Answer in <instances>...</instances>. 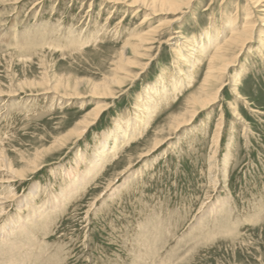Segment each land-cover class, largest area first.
I'll list each match as a JSON object with an SVG mask.
<instances>
[{
	"label": "rangeland",
	"instance_id": "1",
	"mask_svg": "<svg viewBox=\"0 0 264 264\" xmlns=\"http://www.w3.org/2000/svg\"><path fill=\"white\" fill-rule=\"evenodd\" d=\"M127 3L0 0V264H264V16L215 80L213 95L225 83L216 103L176 131L212 47L253 5L196 0L149 16ZM150 29L149 54L112 94L84 85L66 98L77 82L107 85L123 44ZM175 31L198 50L193 72ZM118 126L114 155L94 163Z\"/></svg>",
	"mask_w": 264,
	"mask_h": 264
},
{
	"label": "bare ground",
	"instance_id": "2",
	"mask_svg": "<svg viewBox=\"0 0 264 264\" xmlns=\"http://www.w3.org/2000/svg\"><path fill=\"white\" fill-rule=\"evenodd\" d=\"M111 1H113L114 4L123 3V2L127 3L128 2L127 4L129 6L139 4V7H142L145 9L148 7L149 8V9H147L148 15L151 16V15H156L160 12L177 14L179 12L188 11L189 9L192 8V4L196 0H111ZM250 2L252 3L253 7H251L250 9L249 8L246 9V11H248V13L246 15L245 21L242 24V29L238 28L237 23L233 24V31H232L231 35L229 36V38H227L223 42L222 41L217 42L216 46L214 45V47H212L213 50L209 54V59L207 62L208 66H207V70H206V73L204 75V78H203L202 82L200 83V85L197 87V89L195 91H192L188 95L187 100H186L187 105L191 107V113L189 115H186L185 117L173 118L174 126L172 129H175L177 131V130H179V128L186 126L188 123H191L192 121H194V118L197 116V114L200 110H205L206 108H210L211 105L216 103V101L219 97L218 94L220 93L221 90H223V86L225 83L224 82L220 83L218 85V87H216V92H214V95H213V93H212L213 89L212 88H213V84H214L215 80H217L220 75H222L223 73H227L228 70H230L233 66H235V62L238 59V57L240 56V54H243L244 52H246L245 50L248 49L250 47V44H252L256 40V27H257L256 11L258 10L260 12L261 15H259V17L264 16V0H250ZM254 8H255V10H254ZM148 15H145L144 20H147ZM180 32L181 31L173 32V33H176V35H174L172 33L174 36L172 34H170V40H174L173 44L178 43V45L181 46L180 47L181 50L179 49V52L177 53L178 54L177 59L182 60L184 62L187 61L188 64L187 63L186 64L189 65L190 70L193 72V70L197 66V62H195V60L191 59L195 56L193 54H190V52H188V51L192 50V51H196V53H197L198 50L194 49V47H196L195 44L188 45L189 43L187 42L188 41L187 38L184 37V35H182ZM177 33H179V34H177ZM152 34H154V29H150L147 32H145L143 35H140L138 37L134 38V36H133L134 39L133 38L128 39L125 42V44H123V49H124V47L128 48L130 53L128 52V54H127L126 52H124L123 56L118 60L119 61L118 62V69L116 68L117 74L111 80L108 81L107 85L92 84V83H88V82L87 83L77 82L75 85V88H74L75 92L71 93L70 95L67 94L68 97H66V96L65 97L69 98V99L84 97V96L80 95V92H79L80 89L84 88V85H88L87 87L85 86V88H87V90L92 92L93 94H95V93H97V94L100 93V94H104V95L112 94L110 84L117 83L120 85L124 82L123 81L124 77L126 78L127 76L134 75V73H133L134 69L136 68L137 65H139L141 63V61H139V59H142L141 57H144V56L149 54L148 50L150 49V47H149L150 45L148 43L153 40ZM182 39L185 41L183 42ZM182 44H184V45L182 46ZM259 44L261 45L262 41H260L258 43V46H256V47L260 48ZM185 51H186V53H185ZM183 52H184V54H183ZM192 72H190V73L192 74ZM119 73H121L122 75H118ZM186 76H187V72L185 70L180 71L179 72V78H178L180 81L178 83L182 84L183 82L181 81V79L185 80ZM136 78H137V76H136ZM192 79H193V81L195 80V78H192ZM60 83H62V82H58V84H60ZM178 83H175L174 87L178 86ZM165 91H169V93L175 92L174 90L170 91V89H165ZM159 92H160V94H162L163 90L162 91L155 90L152 93L151 98L156 97V96L157 97L160 96ZM146 102L149 103L150 98H148V100ZM139 106H137V107H139ZM105 109H106V107H100V110L98 109V111L96 113L94 112L92 114V116H90V118L88 117L87 119H84V121L80 122V124L83 126V128L79 132H77V135L78 136L83 135L89 129V127L99 119L100 115H102V113L104 112ZM129 123H131V122H129ZM116 129H118V136H116L114 138L115 139L114 147L107 149V150L105 149V147H103L99 151L100 152L99 155L95 154L96 159H94V163L96 162V160H98V161L101 160V158H99V157H108V156L114 155L113 152L116 150L115 149L116 148V142H120V138L122 136L121 134L123 133V130H121L120 126H118ZM131 130H134V129H131ZM124 135H123V137H124ZM69 136H71V135H69ZM162 141L163 140L161 139V140L155 142L153 144L151 151L158 148L162 144ZM147 153H145V155ZM92 170L94 171L95 167H93ZM17 173L20 174L21 177L24 176L23 171H18ZM82 182H84V180ZM5 200H6V198H5ZM1 204H4L3 199L2 200L0 199V205ZM1 211H2V208L0 209V212ZM5 241H7V240H5ZM4 245H6V243H3V245H0V246H3L2 248H4ZM10 246H11V244H10Z\"/></svg>",
	"mask_w": 264,
	"mask_h": 264
}]
</instances>
